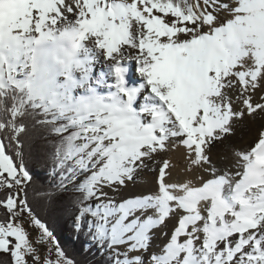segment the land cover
I'll list each match as a JSON object with an SVG mask.
<instances>
[{
  "label": "snow or ice",
  "instance_id": "snow-or-ice-1",
  "mask_svg": "<svg viewBox=\"0 0 264 264\" xmlns=\"http://www.w3.org/2000/svg\"><path fill=\"white\" fill-rule=\"evenodd\" d=\"M262 93L264 0H0V264H75L29 199L30 125L60 138L50 175L109 264H264V124L231 143L264 117ZM144 172L148 194L105 191Z\"/></svg>",
  "mask_w": 264,
  "mask_h": 264
},
{
  "label": "trees",
  "instance_id": "trees-1",
  "mask_svg": "<svg viewBox=\"0 0 264 264\" xmlns=\"http://www.w3.org/2000/svg\"><path fill=\"white\" fill-rule=\"evenodd\" d=\"M23 139L28 167L33 175L29 199L32 200L35 210L49 223L68 258L74 260L75 264H109L107 253L98 251L86 229L80 233L73 229V200L78 193L72 185L67 190H58L56 185L59 176L50 175L53 167L52 156L60 138L45 127L30 125ZM34 191L52 192L53 195L50 201L39 197L33 199Z\"/></svg>",
  "mask_w": 264,
  "mask_h": 264
},
{
  "label": "bare ground",
  "instance_id": "bare-ground-1",
  "mask_svg": "<svg viewBox=\"0 0 264 264\" xmlns=\"http://www.w3.org/2000/svg\"><path fill=\"white\" fill-rule=\"evenodd\" d=\"M128 63L134 65V62L129 61ZM100 68L104 70V72L108 71L107 61L105 59H99V61H97L96 65L94 66V75H97V71ZM110 77L114 78L113 76ZM137 77H139L138 73ZM100 90L106 91L107 89L106 87H103V89ZM140 101L142 100L138 97L137 103L139 104ZM246 124L247 127L240 128L237 132V136L231 140V143L246 144L248 141H250L255 136L256 131L260 128V126L264 124V117H257L255 121L251 120V118H248L246 120ZM169 155L172 156L174 160H178V153H170ZM211 156L214 161H219L218 166L220 167L225 166V164L230 168L235 167V164L231 160L230 153L224 148V146L218 145L214 147L211 151ZM174 178L180 180L185 178L182 165L179 168L174 169ZM151 180V173L144 172L140 173L136 177L135 181L128 183L127 186L120 189L119 192H113L110 189H105V191L108 192L109 196L115 197L117 202H119L121 199L128 198L130 196L148 194L147 190L151 187ZM172 224L173 221H169L166 227H158L157 229L153 230L150 251L159 252L162 249L163 245L168 239V237L163 235V233L167 231L170 234ZM121 250L123 251V246H121Z\"/></svg>",
  "mask_w": 264,
  "mask_h": 264
},
{
  "label": "rangeland",
  "instance_id": "rangeland-1",
  "mask_svg": "<svg viewBox=\"0 0 264 264\" xmlns=\"http://www.w3.org/2000/svg\"><path fill=\"white\" fill-rule=\"evenodd\" d=\"M222 22H224V21H223V18H222ZM98 61H99V60H98ZM141 100H142V98H141ZM141 103H142V102H141ZM82 179H83V176L79 177L78 180H77V183H79V181L82 180ZM96 202H97V201H92V203H96ZM121 251H122V250H121Z\"/></svg>",
  "mask_w": 264,
  "mask_h": 264
}]
</instances>
